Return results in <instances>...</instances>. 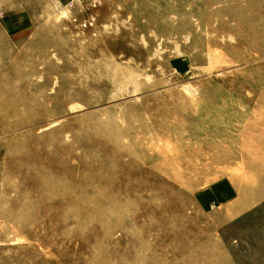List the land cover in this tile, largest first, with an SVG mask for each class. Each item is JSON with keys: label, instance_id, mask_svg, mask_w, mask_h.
Wrapping results in <instances>:
<instances>
[{"label": "rangeland", "instance_id": "rangeland-1", "mask_svg": "<svg viewBox=\"0 0 264 264\" xmlns=\"http://www.w3.org/2000/svg\"><path fill=\"white\" fill-rule=\"evenodd\" d=\"M0 264H264V0H0Z\"/></svg>", "mask_w": 264, "mask_h": 264}]
</instances>
